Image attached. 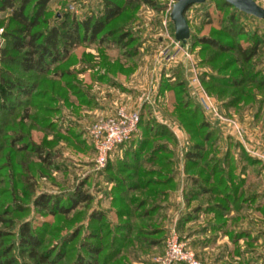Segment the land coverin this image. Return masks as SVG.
<instances>
[{"label":"trees","instance_id":"obj_1","mask_svg":"<svg viewBox=\"0 0 264 264\" xmlns=\"http://www.w3.org/2000/svg\"><path fill=\"white\" fill-rule=\"evenodd\" d=\"M51 1L0 0V12L10 10L8 24H14L12 28L4 30L5 45L0 51V121L6 119L5 125H0V136H4L10 156L12 153L13 157L14 153H30L46 165H51L52 151L42 144L25 141L27 133L21 127L24 126L23 121L30 120L31 124L34 121L39 123V128L46 132H54L48 115L55 110L51 104L65 95V89L79 87L76 81H70V78L76 76L73 74L74 69L68 67L71 52L82 46L95 45L100 50L101 67L105 69L99 78L104 84H112L117 78H124L133 72L142 46L132 29L125 28L130 22L123 19V14L128 7H132L130 0H124L123 3L120 0H102V10L97 18H77L73 13L70 14V10L65 11L56 15L58 19L54 25L40 28L47 24V6ZM144 1L148 3V0ZM220 1L224 7L234 10L225 21L223 33L233 38L242 34L247 36L245 45H235L237 58L232 64H239L243 71L233 76H211L208 80L210 84L204 80L202 83L206 92L223 98L225 108L249 106L256 100V93L264 92V72H252L256 62L254 60L264 45V37L258 32L251 35L238 33L240 19L249 15L238 11L225 0ZM121 16L122 25L110 28ZM198 40L200 44L218 52L228 48L219 41V37H202ZM109 50L119 52L115 60L106 53ZM85 57L86 62L91 61V56ZM227 64L221 65L220 71ZM86 66L90 71L94 67L92 64ZM17 73L39 76V80H27ZM174 78L173 81L162 79L159 94H169L168 101L173 107L170 118L175 119L187 137L184 155V171L188 182L184 191L186 211L180 217L178 227L180 229L197 219L200 213L211 214L213 223L203 229L229 235L226 222L231 212H239L256 202V195L241 197L245 180L240 176L245 171V165L255 166L259 164L258 159L250 157L237 142H231L230 146L227 144L221 155L219 146L224 140L220 132L211 126L200 106L190 99L181 72H177ZM33 94H39L40 102L35 108L39 114L29 117V107L17 105L22 102L21 97L29 99ZM259 105H264V98ZM17 114L18 119L15 118ZM10 119L14 121L8 122ZM177 144L168 126L154 117L148 106H144L137 131L128 142L116 149L124 154L125 159L121 161L124 169L129 171L127 178L117 173L111 161L107 168L108 180L113 184L111 192L116 195L111 197L112 204H117L113 209L117 219L114 225L109 222L106 212L93 210L88 214L86 226L80 232L76 229L62 238L61 245L54 250L42 248V236L31 222H22L18 226L15 242L11 246L2 245L1 240L5 234L0 229V264H64L62 262L66 257L68 243L79 238L75 245L77 253L70 264H121L118 260V256L123 253L121 251L132 253L135 245L141 251L162 247L166 232L163 204L176 188L173 156ZM237 149L243 166L237 162ZM4 164L10 174L11 160ZM81 187L62 197L41 193L35 198L34 205L48 215L68 216L77 206L92 202L91 195L82 191ZM22 189L25 194L26 188ZM200 198L203 200L200 201ZM10 206L20 208L17 203H11ZM9 214L7 208L0 210V224L10 220ZM83 229H86L84 233ZM231 236L235 243L240 236L247 237V234L243 232ZM130 245L132 247L128 248ZM16 250L18 255L28 261L20 263L16 259L17 253H14Z\"/></svg>","mask_w":264,"mask_h":264},{"label":"rangeland","instance_id":"obj_2","mask_svg":"<svg viewBox=\"0 0 264 264\" xmlns=\"http://www.w3.org/2000/svg\"><path fill=\"white\" fill-rule=\"evenodd\" d=\"M254 1L264 8V0ZM120 2L123 3L124 0H120ZM130 3L132 7H128L123 14V19L130 22L127 23L125 28L126 30L132 29L142 45L144 40L146 42L149 39L162 37L167 33L169 35L174 33L168 28L172 23L170 12L174 0H148V3L144 0H130ZM157 8L160 9L157 10ZM47 9L49 11L46 16L47 24H43L40 28L54 25L58 19L56 15L69 10L70 14L73 13L72 15L77 18H97L102 10V0H52ZM231 13H234V10L224 7L220 0H208L203 4L189 7L185 12L190 30L187 47L193 68H197L199 71L198 77L201 89L211 99L217 114L221 117L216 123V125H220L216 128L224 140L219 146L221 155L227 144L230 146L231 142H237L246 153H252L254 159H258L259 164L255 165L247 175V183H244L243 193L241 194V197L256 195V202L251 203L250 206L241 209L239 212H231L226 222L227 231L230 232L229 235L221 232L212 233L208 229H203L213 223L214 218L211 214L204 215L200 213L197 219L179 229V214H177L171 221L168 220V223L167 220L164 221L166 232L162 247L141 251L135 245L132 253L121 251L123 253L118 256L121 264H156L155 259L165 253L166 239L172 230L176 232L179 239L193 250L196 258L202 264H264V105L262 107L259 105L260 100L264 98V92L256 93V100H253L254 102L249 106L239 105L234 108H225L223 98L206 92L202 83V80L207 82L211 76H233L243 71L242 66H239V64H232L237 58L234 51L235 45L238 43L242 46L245 45L247 36L242 34L233 38L223 33L225 21ZM9 18L10 10L0 12L2 38L4 30L6 31L7 28L14 26V24H8ZM121 18L122 16L112 23L110 28L122 25L123 20ZM164 21L167 22L166 26L163 25ZM239 27L238 33L251 35L258 32L264 37V19L245 16L240 19ZM213 36L219 37V41L228 47L226 51L218 52L199 43V38ZM4 41L3 39L0 51L5 45ZM142 48L143 46L140 47V56L137 59L139 68L133 69L130 75L123 78L126 81L124 95L119 91L118 94L111 92L105 86L106 84L100 80L99 77L105 73V69L101 67L100 50L95 45L82 46L71 52V62L69 61L70 65L68 67L74 69L73 74H76V76L70 78V81H76L79 87L72 90L65 89V95L58 97L51 104L55 110L48 115L49 124L53 126L54 132H46L43 128H39V123L34 121L31 124L30 120L23 121L24 126L21 127L23 128L22 131L27 133L25 141L38 145L42 144L52 151L51 165H46L39 157L30 153H14L15 158L13 153L10 156L9 146L5 143L4 136H0V210L7 208V212L10 213L8 216L10 220L0 224V229L5 234L1 240L2 245L11 246L15 242L18 226L26 221L31 222L37 233L42 236V248H51V250L61 245L62 238L72 234L74 230L77 229L78 231H76L80 232L86 226L88 214L93 210L106 212L112 225L117 221L113 210L117 204L114 205L111 201V197L115 194L111 192L113 184L108 180L107 168L111 161L110 164L117 168V173L119 172V175L126 177L129 171L124 169L125 167L122 164V159H125L124 154L119 150H115L104 167H97L95 164V151L88 141L87 131L96 119L114 115L120 107L128 112H134L136 109H132L133 104L136 103L137 105L144 95L145 97L149 96L151 101L153 100L151 91L155 87V83L148 76H150V70L153 68V57H157L161 48L159 50H157L158 48L155 50L144 49L143 52L141 51ZM106 53L115 60L119 52L109 50ZM86 55L91 56L90 62L85 61ZM254 61L256 62L252 66V72H264V45L261 46L259 55ZM226 62L229 64L225 68H221L223 70L220 71L219 67L226 64ZM88 64L94 65L91 71L85 68ZM82 70L84 71L82 72ZM136 71L138 72L133 75ZM17 75L27 80H39V76L35 75L21 73H17ZM58 82H62V80ZM207 83L210 84V81ZM250 90H253V88ZM126 95L129 96V99L125 98ZM168 97L169 94L166 92L161 96V101L157 102L159 108L156 111H160V114L164 117L172 116L173 107L168 101ZM21 101L18 102L17 106L22 104L29 107V117L39 114L35 110L40 102L39 94H33L29 99L21 97ZM108 101L115 107L114 112L110 115H106L103 112L104 109H101L103 104L105 105ZM126 102L127 104L131 102L129 106H132L128 108ZM146 102L145 104H149V101ZM160 114L159 116H161ZM15 118L18 119V114ZM5 120L0 121L1 127L5 125ZM13 121L14 119H10L8 122ZM235 153H237L235 154L237 162L243 166L244 163L241 162L240 155H238L239 150L237 149ZM9 160L12 163L10 174L9 169L4 164ZM118 160H122L121 163L116 162ZM13 161L16 162V166ZM242 175L244 173H241V178ZM24 187L26 188L25 194L22 189ZM80 187L82 191L91 195L92 202L77 206L68 216L48 215L34 205L35 198L41 193L62 197L74 193ZM201 200L203 198H200ZM209 202L211 201L209 200ZM11 203H17L20 208H12ZM170 210L173 213L177 211V207ZM85 230L83 229V233ZM243 232L247 234V237L240 236V239L233 243L231 235H239ZM194 234L196 237L193 238V243L186 242ZM198 234H200V237L204 236V240L197 238ZM211 234L217 235L211 236ZM79 239L70 244L68 243L65 252L66 257L62 263L70 264L74 260L75 253H77L75 250H78L75 245ZM130 247L132 246H128V248ZM14 253H17L16 259L18 258L20 263L28 261L23 256L18 255L17 250Z\"/></svg>","mask_w":264,"mask_h":264},{"label":"built area","instance_id":"obj_3","mask_svg":"<svg viewBox=\"0 0 264 264\" xmlns=\"http://www.w3.org/2000/svg\"><path fill=\"white\" fill-rule=\"evenodd\" d=\"M166 24L167 22L164 21L163 25L166 26ZM2 32V29H0V45L3 42ZM163 37L166 43L157 55V59L162 65H171L183 59L186 62H192L187 43L183 44L177 41L174 34L169 35L167 33ZM190 86L192 94L196 96L197 103L203 113L217 121L221 119L211 99L202 91L198 73L193 74ZM148 100L149 97H146L145 101ZM139 119L140 113L138 111L128 112L120 107L114 115L99 117L92 123L88 128L87 136L95 151V164L97 167H104L117 147L131 139L137 131ZM155 262L156 264H202L196 258L193 250L179 239L174 230L170 231L167 236L164 255L155 259Z\"/></svg>","mask_w":264,"mask_h":264},{"label":"crops","instance_id":"obj_4","mask_svg":"<svg viewBox=\"0 0 264 264\" xmlns=\"http://www.w3.org/2000/svg\"><path fill=\"white\" fill-rule=\"evenodd\" d=\"M170 26V27H169ZM168 26L169 30L171 29L172 33L174 32V28L172 23H170V25ZM174 34V33H173ZM145 41V40H144ZM143 41V48L141 49V51L143 52L144 49L147 50H155L156 48H158L157 50H159V48H162L165 43L166 40L165 38L162 36L153 38V39H149L146 42ZM154 59L152 60V67L150 70V77L151 79H153L154 83H155V87L152 89L151 93L153 95V100L151 101L150 99L148 100L149 104H145L147 103L146 101H143V99H146L145 95L142 98V100H140V102L138 101V104L136 105V103L133 104L132 109H136L135 111H138L139 113L142 112L143 107L144 106H148L151 109V113L154 117H156L159 121L163 122L164 124H166L168 126V128L171 130V132L174 134V137L177 140V146L174 149V156H173V160H174V181L176 184V188L174 191L170 192L167 200L165 201V203L163 204V211L162 214L165 216V220L171 221L172 218H174V216L178 215V220L180 219V217L185 213L186 211V202H185V198H184V191L187 188L188 182H187V177L185 175V171H184V155H185V151L187 149V137L185 132L183 131V129L173 120L170 119V116H162L160 114V111L157 112L156 109H158V105L157 102L160 100L161 101V95L159 94V88H160V84L163 78H168L171 81H173L174 75L177 72H181L184 81L187 83V87H188V91H189V97L191 100L194 101V103L196 105H198L197 103V98H195L196 96H194L192 94V89L190 86V80L193 77V74H197L199 71L197 70V68H193V63H189L186 62L184 59L181 60L180 62H176L173 63L171 65H167L164 66L162 65L159 60L157 59V57H153ZM138 58H136L135 60V66L134 69H138L139 68V63H138ZM138 71L134 72L133 75H135ZM195 72V73H194ZM199 75V73H198ZM128 82V81H127ZM125 79L123 78H117L115 83L112 84H106L105 86H107V88L112 92H115L116 94H118L117 92L119 91L120 93L123 94V91H125L124 87H125ZM122 90V91H121ZM110 94V93H109ZM149 97V96H147ZM125 98L129 99V96L126 95ZM131 103V102H129ZM129 103L126 105H128V108H130L131 106H129ZM137 106V107H134ZM103 107V108H102ZM101 107V109H104V113L107 114H112L115 110L114 105H112L111 103L106 102L105 105L103 104V106ZM159 114L161 116H159ZM205 115V114H204ZM206 116V115H205ZM207 120L209 121V123L211 124L212 127H219L220 125H216L217 120L213 119L211 116H207L206 117ZM250 157L254 158L252 155V153H247ZM245 171H244V175H242V178L245 180V184L247 183V175L249 174V172L251 171V169L253 170L254 166L253 165H245L244 166ZM195 204H193L194 206ZM177 207V211L171 213L170 209H173ZM165 210V211H164ZM200 234H198L199 236ZM217 234H211V236H216ZM197 238H200L201 240H204V236H199ZM210 236V235H209ZM196 237L195 234L191 235L190 238H188L186 240V242H188L189 244L193 243V238ZM206 237V236H205ZM208 237V236H207ZM203 238V239H202ZM195 239V238H194ZM199 240V239H198ZM205 249V248H204Z\"/></svg>","mask_w":264,"mask_h":264},{"label":"water","instance_id":"obj_5","mask_svg":"<svg viewBox=\"0 0 264 264\" xmlns=\"http://www.w3.org/2000/svg\"><path fill=\"white\" fill-rule=\"evenodd\" d=\"M208 0H174L170 12V20L174 27V37L177 41L186 44L190 37V30L185 18L186 10L197 4H203ZM238 11L255 17L264 19V8L259 6L254 0H225Z\"/></svg>","mask_w":264,"mask_h":264}]
</instances>
